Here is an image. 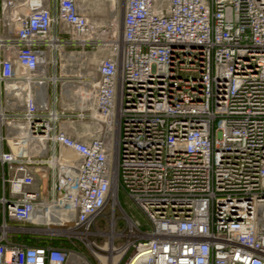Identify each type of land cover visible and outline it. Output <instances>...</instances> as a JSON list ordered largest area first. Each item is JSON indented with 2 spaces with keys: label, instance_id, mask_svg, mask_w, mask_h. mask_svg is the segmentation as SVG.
Returning a JSON list of instances; mask_svg holds the SVG:
<instances>
[{
  "label": "built area",
  "instance_id": "obj_1",
  "mask_svg": "<svg viewBox=\"0 0 264 264\" xmlns=\"http://www.w3.org/2000/svg\"><path fill=\"white\" fill-rule=\"evenodd\" d=\"M101 15L0 0V264H264V0Z\"/></svg>",
  "mask_w": 264,
  "mask_h": 264
},
{
  "label": "rangeland",
  "instance_id": "obj_2",
  "mask_svg": "<svg viewBox=\"0 0 264 264\" xmlns=\"http://www.w3.org/2000/svg\"><path fill=\"white\" fill-rule=\"evenodd\" d=\"M125 0H101L102 15L100 16L101 24L112 25L116 33L120 31V23L123 16ZM120 200L126 212L135 219H138L144 229H149V221L140 211L136 204L124 192L120 193ZM119 214V212H118ZM120 227V224H119ZM70 245V244H69ZM68 247V246H66Z\"/></svg>",
  "mask_w": 264,
  "mask_h": 264
},
{
  "label": "trees",
  "instance_id": "obj_3",
  "mask_svg": "<svg viewBox=\"0 0 264 264\" xmlns=\"http://www.w3.org/2000/svg\"><path fill=\"white\" fill-rule=\"evenodd\" d=\"M14 239L17 240V241H22L23 239H25V237L24 236H16V237H14ZM57 242H58V240H54L55 244ZM63 243L66 246H70L66 239L63 240ZM30 244L36 245V246H43V245H45V242L42 239H38L36 241H30Z\"/></svg>",
  "mask_w": 264,
  "mask_h": 264
}]
</instances>
